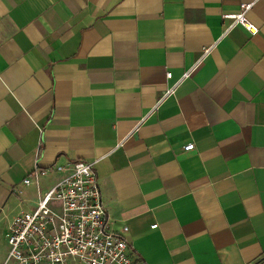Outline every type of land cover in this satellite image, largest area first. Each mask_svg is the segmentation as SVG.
Returning a JSON list of instances; mask_svg holds the SVG:
<instances>
[{"label":"crops","instance_id":"obj_1","mask_svg":"<svg viewBox=\"0 0 264 264\" xmlns=\"http://www.w3.org/2000/svg\"><path fill=\"white\" fill-rule=\"evenodd\" d=\"M251 1L0 0V264L75 160L146 264H264V0L221 18Z\"/></svg>","mask_w":264,"mask_h":264},{"label":"built area","instance_id":"obj_2","mask_svg":"<svg viewBox=\"0 0 264 264\" xmlns=\"http://www.w3.org/2000/svg\"><path fill=\"white\" fill-rule=\"evenodd\" d=\"M255 1L239 3L235 13L222 14V19L230 20L224 31L239 25L250 35L256 34L258 26L246 17ZM206 52L207 48L203 49L204 55ZM188 73L183 71L173 85ZM170 76V72L165 73L166 79ZM191 148V143L183 146L184 150ZM93 164L75 160L66 175L38 195L32 209L11 217L4 234L7 251L1 264H146L128 253L125 226L121 232L109 229L111 218L101 201ZM44 173L43 168L34 166L22 183L34 182L37 186Z\"/></svg>","mask_w":264,"mask_h":264},{"label":"rangeland","instance_id":"obj_3","mask_svg":"<svg viewBox=\"0 0 264 264\" xmlns=\"http://www.w3.org/2000/svg\"><path fill=\"white\" fill-rule=\"evenodd\" d=\"M71 264H78V263H76V262H72Z\"/></svg>","mask_w":264,"mask_h":264}]
</instances>
